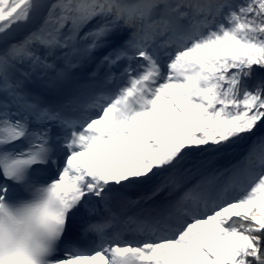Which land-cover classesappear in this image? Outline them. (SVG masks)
<instances>
[{
  "label": "snow or ice",
  "instance_id": "obj_1",
  "mask_svg": "<svg viewBox=\"0 0 264 264\" xmlns=\"http://www.w3.org/2000/svg\"><path fill=\"white\" fill-rule=\"evenodd\" d=\"M0 264H264V0H0Z\"/></svg>",
  "mask_w": 264,
  "mask_h": 264
}]
</instances>
